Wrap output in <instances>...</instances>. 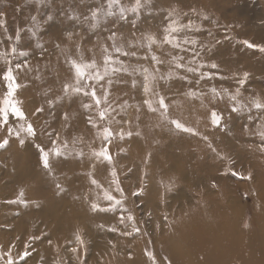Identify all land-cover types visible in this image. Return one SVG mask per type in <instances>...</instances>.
Here are the masks:
<instances>
[{
    "label": "bare ground",
    "instance_id": "bare-ground-1",
    "mask_svg": "<svg viewBox=\"0 0 264 264\" xmlns=\"http://www.w3.org/2000/svg\"><path fill=\"white\" fill-rule=\"evenodd\" d=\"M140 3L139 9L133 12L136 0H118L111 7L109 0H0V9L10 6L0 17L5 22L0 27V52L9 53L13 75L20 85L15 93L34 95L33 103L28 104L29 111L38 104L45 121L63 132L60 145L55 147L56 167L49 164L46 173L34 174L35 167L30 159L22 161L19 176L27 180V186L35 193L27 195L28 200L41 204L54 196L55 187L61 191L66 189L70 184L66 179L75 163L68 162V158L91 157L93 148L100 143L97 132L84 126L85 114L93 116L94 109L105 110L109 100L119 104L123 98H117L124 94L126 98L129 96L127 83L131 80L130 71L135 72L129 70V63L148 65L142 58L121 55L122 63H115V67H126L127 71L121 70L111 76L109 70V75L98 83L82 80L77 85L71 61L95 60L102 72L103 49L107 47L114 60L117 56L113 42L118 47L123 46L124 52L131 53L133 50L128 46L133 42L139 45L146 42L148 30L162 28L161 24L168 28L173 22L175 26L191 22L193 27L179 32L180 40L185 45L196 41L192 43L193 48L199 47L201 52L197 50L194 55L199 66L195 69L208 83L200 81L196 85L198 89L192 93L189 88L190 92L178 97L172 107L167 105L170 100L166 101V110H158L162 111L161 117H155L153 111L143 107L132 115L126 132L133 133L131 139L126 141L118 137L112 148L114 153L109 155L111 159L97 156L92 172L81 178V186L85 182L87 185L84 190H99L91 195V204L81 212L84 220L104 229L112 214L101 208L106 201H117L115 197L111 201L105 199L104 193L111 194L115 186L121 201H125L121 192L129 186L123 183L126 175L132 181L146 177L149 190L144 201L154 211L156 229L161 225V216L168 218V228L157 229L154 240L144 238L134 244L133 256L128 258L120 251L121 245L111 250L107 248L106 242L110 239L102 235L106 230L98 227L102 232V245L98 249L100 264H154L143 253L148 243L153 256L164 252L170 264H264V137L260 135L264 132V109L253 106L257 98L264 102V51L260 50L264 48V0H140ZM113 11L116 14L111 18ZM7 15L13 24L12 36L5 31L10 29ZM66 29L80 31L65 35ZM17 32L20 34L18 43ZM142 32L145 33L143 37H138ZM113 33L115 36L109 39ZM6 41L12 42L10 46L3 44ZM245 42L257 47L250 48ZM13 45L17 47L16 54H11ZM20 51L28 54L20 56ZM28 56L30 61L20 63L27 67L15 69L17 61ZM192 60L189 57L187 62ZM213 64L216 67H212ZM8 66L5 59L0 58V100L8 90V82L3 79ZM212 69L217 71L215 77L209 76ZM147 73L154 75L155 71L149 69ZM252 80L258 83V88L249 87ZM66 84L95 86L97 96L107 94V101L102 99L97 106L91 95L86 96L83 91L73 93L70 88L65 92ZM182 86L176 82L165 94ZM85 91L90 92L91 87ZM195 91L196 98L193 97ZM130 100L125 102L129 104ZM233 108L239 110L233 111ZM98 110L92 118L95 123L100 121ZM212 112L220 116L218 125L212 123ZM105 121L113 124L119 117L116 120L113 114L106 112ZM172 121L193 131L178 129ZM92 138L95 143L90 140ZM77 142L82 151L76 150ZM113 171L116 173L112 177L114 182ZM234 174L243 183H233ZM93 180L97 183L93 184ZM43 185L53 188L44 191ZM82 193L77 190V198ZM93 204L98 205L96 210ZM56 227L62 229L68 240L70 218L62 216ZM65 242L59 239L56 247L62 250ZM75 260L76 264H84L78 257ZM155 264L160 263L155 261Z\"/></svg>",
    "mask_w": 264,
    "mask_h": 264
},
{
    "label": "rangeland",
    "instance_id": "rangeland-1",
    "mask_svg": "<svg viewBox=\"0 0 264 264\" xmlns=\"http://www.w3.org/2000/svg\"><path fill=\"white\" fill-rule=\"evenodd\" d=\"M7 8H10L9 4L8 7L1 8L0 13H4ZM46 11L47 14L49 8H47ZM115 14L116 12L113 11L110 17L113 18ZM58 16L59 15H57V17ZM6 19L10 26V29L6 30V34L12 36L14 32L12 30L13 24L10 23V16L7 15ZM161 25L162 28H155L152 29V31L148 30V34L145 35L147 39L146 42L143 41L141 45L137 42H133V45L130 44L131 46H128L129 49H132L133 52L136 53L135 57L132 58H142L144 61H147L148 65H138L134 62L129 63V70L135 71H130L131 80L128 79L127 83L130 89L129 96L126 98L123 93V97L117 98H123L119 104H117L115 100L108 101L105 108V110H107L106 112L113 114L116 120H118L119 117V121L110 124L105 121V118L101 119L98 114L100 121L95 123L92 118L96 115L95 113L99 108L94 109L93 116L91 113L85 114L84 126L88 127L89 131H91V128L94 129V133L97 132L100 137V143L93 148L94 153H98L106 147L110 155V153H114L112 148L118 137L121 140L124 137L126 141L131 139L130 136H133V133L128 135L126 132L128 131L127 126L129 122H131L132 115L134 116L140 111V107L146 108L149 112L153 111L144 103L145 100H150L152 102V108L155 109V111H153L154 116L161 117L163 116L161 114L162 111H158L163 109L159 104L160 97L164 98V103L170 100L167 105L172 107L176 105V99L178 97L182 98L188 94V92H194L195 88L198 89L196 85L200 81L202 83H208V81L203 80L204 77L195 69L199 68V66L195 60L197 57H194V55H197V50L199 51L198 53H200L201 49H199V47L194 49L192 43L187 45L183 44L180 40L179 32L171 34L177 37L176 43L179 44V47L164 43V37L167 35L165 30L167 28L166 25ZM72 31H80V29H66L63 31V34L68 35ZM113 31L114 29L111 30V32ZM144 34L145 33L142 32V34L140 33L137 36L143 37ZM149 37H153L155 41L154 44H151L150 50ZM155 37H159V39L156 40ZM11 43V41H6L3 44L10 46ZM121 47L123 48V46ZM157 50H160V53H158L156 57L161 63H156V61L152 59V55L154 53L156 55ZM121 55V53H117L115 58L118 63L121 62ZM189 57L193 60L187 62ZM30 59L31 57L28 56L23 60L17 61V63L23 64L30 61ZM192 63L195 65H192ZM178 64L183 65V67H177ZM115 66L116 64L113 65V67ZM189 68L195 69V71H188ZM144 69H153L155 71L154 75H150L147 81L148 86L151 88V91L148 93H145L144 86L146 83L145 75L149 74L145 73ZM159 69L160 73L157 74ZM119 72L121 71L112 72L110 68L111 76H116ZM208 73L210 77H215L217 75V71L213 69ZM151 76H154L155 79H151ZM136 77L138 78L136 79ZM258 78H260V76ZM176 82H180L183 86L178 89L174 88V91H170V94L166 95V91H169ZM257 85L258 83L252 80L249 87L255 89L258 88ZM189 88L190 91H188ZM5 91L6 90L3 92ZM7 92L8 90L3 94L6 96ZM138 94L140 95L138 96ZM196 96L197 92L193 93V97L196 98ZM34 98L35 96L30 94L23 95L14 93L13 100L24 112L26 117L25 120H21L10 113L8 117L10 118V123L6 124L3 122L2 117H0V142L5 139L8 141L5 147L0 148V264H6L9 253L11 254L14 264H76L75 257H78V260L84 264H100V254L98 250L102 245V232L100 233V230L104 229L106 233L104 231L105 234L102 235L110 239V242H106L107 248L111 250L121 245L122 248L120 251L122 254L131 258L133 256L134 244L143 241L144 238H152L154 240L156 239L157 229L161 228L163 230V228H168L166 222L168 218L161 216V225L156 229L158 225L155 224L154 211L150 210L144 201V196L147 195L149 190L146 177L143 180L138 179L137 181H132L131 178H126L128 177V175H126L123 183H128L129 186L121 192L122 195L125 196V201H121V195L119 196L115 186V188H111V194L116 200L120 199V203L117 204L113 201H106V204H104L103 211L112 214L110 223L104 229L92 222L84 220L83 212H81L82 209L89 207L91 204V195L99 193V190H84V187H87L86 182L81 186L83 181L81 178L84 179L89 172H92V168L97 165L98 157L95 154L86 158L82 156H71L68 158V162L73 161L75 163L72 165L71 169L73 172L69 173L70 177L66 179V182L70 181L66 189L61 191L59 187H55L56 191L54 196L41 204L29 202L27 195H34L35 193L27 186V180H23L19 176L21 163L22 161L25 162L26 159H30V163L35 167V170H33L34 174L40 173L39 171H41V173H46L48 168L44 167L42 160L41 150H43L48 153V162L51 161L49 164H53L52 166L56 167V160L54 159L56 154L55 147L60 145V140L62 139L61 133L63 134L58 126L51 127L49 122L45 121L44 115L42 114L43 112L38 104L33 105L32 112L29 111L28 104L33 103ZM128 99H131L129 104L125 102L129 101ZM98 112H100V110H98ZM29 123L35 130L34 136H29L23 131L20 133V136L15 134L16 130H19L22 124L26 127ZM105 127L112 133L107 139H105L103 133ZM10 128L13 129L12 132L8 131ZM148 131L150 130L148 129ZM121 134L123 135L121 136ZM134 134L139 135L137 133ZM21 139L24 141L23 144L20 143ZM90 140L94 143L96 142L93 138ZM76 144V150L82 151L79 142ZM117 152H120V150H117ZM30 163L27 162L26 164L31 165ZM80 174L82 175L80 176ZM237 174H234L231 178L233 183H243V180H240ZM112 177L114 178L113 175H111V178ZM113 182L112 184L114 185ZM42 187L44 191H51L53 188L47 185H43ZM77 190L83 192L78 198L76 196ZM21 192H23L22 196ZM79 198L80 200H78ZM127 199L129 201H127ZM243 201H247V199L243 198ZM45 208L47 209L43 210ZM73 210L76 211L73 212ZM62 216H67L71 220V231L68 240L65 238L62 229L56 227L57 220ZM129 216H131L132 219H129ZM77 234L81 237L83 241L82 244L77 241ZM59 239L66 241L64 245L65 248H62V250L56 247ZM73 248L77 249L76 253L72 252ZM25 252L29 253V255L25 256ZM143 253L145 258L148 257L150 260H153L152 258L154 257L155 261H158L160 264H170L165 254H163L164 252H158V254L154 253V256L152 255L150 243L145 245ZM59 260L62 263H60Z\"/></svg>",
    "mask_w": 264,
    "mask_h": 264
},
{
    "label": "snow or ice",
    "instance_id": "snow-or-ice-1",
    "mask_svg": "<svg viewBox=\"0 0 264 264\" xmlns=\"http://www.w3.org/2000/svg\"><path fill=\"white\" fill-rule=\"evenodd\" d=\"M114 3H118V0H109V6L110 7ZM140 6H141L140 0H136V5H135V7H133L131 9V11L136 12ZM120 11H121V14H123L124 9L121 8ZM0 15H3V14L0 13ZM95 16H96V13L93 12V17H95ZM4 23H5L4 20L0 19V27H3ZM191 27H192L191 22L187 25H179V26H175V22H173L165 30L167 35H165L163 42L168 43V44H172L174 47H179V44L176 43L177 37L173 36L171 34L172 33H178L180 31H182L184 28H191ZM5 31H6V29H5ZM114 36H115V33H113L112 36L109 37V39H112ZM9 39H12V38L9 37ZM15 39H16V42L18 43L20 40L19 32H17ZM154 42H155L154 38L149 37V50L151 49V44ZM187 42H188V40H187V38H185V43H187ZM191 43L195 44L196 41L192 40ZM245 43L250 48L257 47L255 45L249 44L248 42H245ZM112 47H113L115 52L121 53L122 55H132V56L136 55L135 52H131V53L124 52L122 47L116 46L115 42H113ZM260 50L264 51V48H261ZM103 51H104L105 55H104V60H103V71L102 72L99 70L95 60H92L91 62H77L76 60L71 61L72 68L74 69V72H75V80H76L77 85H80V82L82 80H88V81L94 80L98 83L99 81L103 80L105 78V76L109 75V70H110L111 65L117 63L118 61L113 59L111 53L108 52L107 47H105L103 49ZM16 53H17V47L15 45H13L11 47V54H16ZM27 54L28 53L24 52V51L19 52L20 56H26ZM8 56H9V53L0 52V58L5 59L6 64L9 65L7 67V70L3 74V79L8 82V84H7L8 92H7L6 96H4V98L2 100H0V117H2L4 123H7V120H8L10 113L12 115L18 117L21 120L26 119L24 112L17 106V103L13 100L14 93L20 85L16 83L15 76L13 75V67L11 66V61L8 59ZM152 59L157 61V63H161V61H159V59L155 56V54L152 55ZM120 63H122V62H120ZM22 67H27V65L26 64L21 65L19 63H17L15 65V69H21ZM177 67H183V65L178 64ZM212 67H216V65L213 64ZM92 70H94V71H92ZM121 70L127 71V68L126 67H124V68L111 67L112 72H117V71H121ZM147 71H148L147 69H144L145 73H147ZM188 71H195V69L189 68ZM150 75L151 74L145 75V81H146L145 86H144L145 93H148L151 91V88L148 86V83H147ZM245 76H247V73H245ZM151 79L154 80L155 77L151 76ZM110 82L111 81H109V83ZM240 83L243 84V81H240ZM89 87H91V91L90 92L85 91V88H89ZM70 88H71L73 93H80L83 91L84 95H86V96L91 95L92 99L95 101V104L97 106H99L101 104L102 99L105 102L107 101V94H105L104 97H98L97 96L95 86H89L87 84H84L82 86H73V85L66 84L64 86L65 92H67ZM213 92H215V89H213ZM237 94H239V90H237ZM232 99H235V96H233ZM144 103H146L151 110L155 111V109L152 108V102L150 100H145ZM159 104L162 108H165V109L167 108V106L164 103L163 97L159 98ZM253 106L256 109H264V102H261V100L259 98H257L256 100L253 101ZM85 107H88V105H85ZM238 110L239 109H237V108H233V111H238ZM106 111L107 110H102L99 112V116L101 119L105 118ZM219 122H220V116L217 115L216 112H212V123L218 125ZM172 123H174L176 128H178V129H183L184 131H188V132L193 131V129L184 127V125H182L178 121H172ZM8 131L12 132L13 129L10 128V129H8ZM22 131L26 132L29 136L35 135V130L30 123L27 124L26 127L22 124L20 126V129L16 130L15 134L17 136H20V133ZM103 133H104L105 139H107L108 137H110L112 135V133L110 132V130L107 127H105L103 129ZM122 135L123 134H121V136ZM128 135H131V133H128ZM260 135L262 137H264V132H261ZM23 142H24L23 139H21L20 143L23 144ZM7 144H8L7 139L3 140L2 142H0V148L5 147ZM65 147H66V144H65ZM41 151H42V160L44 163V167L48 168L49 167L48 153L44 152L43 150H41ZM59 154H60V152L57 151V155H59ZM94 154L98 157H104L105 159H108V160L111 159V157L109 156V154L107 152L106 147L103 148L100 152L94 153ZM112 175L115 177V175H116L115 171H113ZM247 178L250 179L251 177L249 176ZM92 183L96 184L97 182L95 180H93ZM22 195H23V192H21V196ZM104 198L109 200V201L114 199V197L110 193H108L107 191L104 193ZM116 203L119 204L120 201L117 200ZM92 207H93V210H96L98 205L93 204ZM101 210H103V209H101ZM128 218L132 219L131 216H129ZM76 239L79 243H81V244L83 243L81 237L78 234L76 236ZM72 252L76 253L77 249L73 248ZM24 255L27 256V255H29V253L25 252ZM149 255H151V254H149ZM21 258H23V257H21ZM152 259H153V262L155 264V258L153 257ZM6 264H14L10 253L8 254V260H7Z\"/></svg>",
    "mask_w": 264,
    "mask_h": 264
}]
</instances>
